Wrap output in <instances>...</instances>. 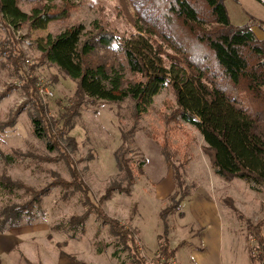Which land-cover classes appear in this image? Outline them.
I'll return each instance as SVG.
<instances>
[{
	"label": "trees",
	"instance_id": "trees-1",
	"mask_svg": "<svg viewBox=\"0 0 264 264\" xmlns=\"http://www.w3.org/2000/svg\"><path fill=\"white\" fill-rule=\"evenodd\" d=\"M77 1L80 3V0H0V22L9 35L6 41H0V63L11 68L15 79L0 92V103L12 91L21 90L25 96L8 122H0V139L9 128L14 129L20 114L26 112L34 137L45 144L49 153L58 154L43 160H64L72 178L71 182H66L57 176L58 182L35 191L8 174V169L24 163L32 155L21 149L13 153L0 149V163L4 167L0 171V233L20 228L25 223L31 225L41 214L43 197L54 187H61L64 193L72 189L70 195L81 194L85 211L66 222L64 230L55 227L58 232L79 240L85 235L90 218L95 216L119 240L114 243V258L119 259L121 252H128L127 264H148L139 246L140 231L110 217L104 209L115 193L131 196L136 176L145 174V161L134 171L131 161L125 158L137 128L122 133V146L116 153L124 180L112 183L98 201L92 199L84 174L71 157V153L78 150V142L70 134L86 100L120 103L130 98L138 121L148 111L147 104L163 89L171 87L176 107L163 117L168 130L156 138L168 168L173 171L176 186L172 206L161 213L164 236L159 237L157 252L159 258L170 261L176 251L169 246L168 216L173 211H181V203L190 193L184 178L187 160L177 164L180 151L174 145V134L185 132L186 125L195 128L203 137L201 150L216 176L229 183L240 179L259 192L264 187V40L258 39L253 30L257 27L264 32V21L253 18L245 26L233 25L225 4L227 0H119L134 11L136 36L123 43L101 26L87 32L85 26L79 24L67 28L40 48L44 62L56 66L77 83L71 104L55 118L46 96L39 92L38 78L24 70V53L17 48L13 32L24 24L45 27L52 21L68 19L78 6ZM255 1L264 6V0ZM22 3L32 5L29 13L21 9ZM116 44L124 54L128 70L140 76V80L127 82L122 65L113 66L101 60L99 52L110 50ZM30 71L34 72L35 68ZM113 90H118L122 96L115 95ZM18 190H23L30 198L18 203L22 199ZM15 200L18 202L14 203ZM227 202L233 206V199ZM132 213L134 217L138 215L137 205L133 206ZM262 230L260 222L254 229V237L264 252ZM109 246L99 245L97 253L104 254ZM259 257L257 260L263 259L264 263V253Z\"/></svg>",
	"mask_w": 264,
	"mask_h": 264
},
{
	"label": "rangeland",
	"instance_id": "rangeland-1",
	"mask_svg": "<svg viewBox=\"0 0 264 264\" xmlns=\"http://www.w3.org/2000/svg\"><path fill=\"white\" fill-rule=\"evenodd\" d=\"M79 2L77 1L78 6L68 19L52 21L45 27L39 25L30 27L24 24L13 32L18 42L17 48L24 53V70L31 77L41 80L53 94L52 97L46 96V102L49 104L51 115L55 118L71 104L77 83L56 66L44 62L40 48L46 47L51 38L67 28L79 24L84 25L87 32L92 31L97 25L101 26L123 43L138 33L134 11L127 3L119 0ZM225 4L230 21L235 26H245L253 18L264 21V6L255 0H227ZM31 7L29 3L21 4V9L27 13L31 11ZM253 29L258 39L264 40V32L257 27ZM8 36V31L0 22V41H6ZM167 52L174 54L170 50ZM4 53L3 55L7 56L9 51ZM98 55L103 62L110 65H122L127 82L141 79L128 70L124 54L117 44L110 50H101ZM31 68H35V71L31 72ZM14 81L11 68L0 63V92L6 90ZM113 93L122 96L118 90H113ZM24 100L25 96L21 90L12 91L10 96L0 103V122L7 123L8 117L19 109ZM134 105L130 98L120 103L86 100L80 116L75 120L76 127L70 134L78 142V150L75 154L71 153V157L83 172L84 179L91 189L92 199L98 201L112 183L124 180L118 168L116 153L122 146V133L137 128L134 137L130 139V147L125 158L131 161L130 166L134 171L145 161V174L136 176L137 181L132 187L131 196L115 193L111 200L105 203L104 209L110 217L116 218L125 226L141 231L139 246L144 247V250H141L142 255L150 263L159 259L156 253L159 248V237L164 236V220L161 213L173 204L171 197L166 199L163 198L164 195L160 196L159 189L171 180L172 172L162 156L156 138L159 137V133L168 130L163 117L170 115L175 109L176 99L171 87L163 89L147 104L148 111L144 112L138 121L135 119ZM172 137L174 145L180 151L181 159L177 156V164H180L181 160H187L184 178L192 196L204 191L214 196L216 198L214 201L220 205L219 215L223 221L225 219L227 231L234 236L238 245L240 244L244 257L243 264H264L263 259L258 261V257L264 252L254 237V229L260 222L264 234V187H261L262 191L259 192L240 179L228 183L216 176L209 159L201 150L203 137L195 128L186 125L185 132L181 131ZM0 149L4 153H13L21 149L32 155L26 158L24 163L8 169V174L13 180L35 191L39 192L53 182H58L57 176L66 182L72 181L64 160L59 162L43 160L46 156L55 158L58 154L49 153L45 144L34 137L30 117L26 112L20 114L14 129L9 128L4 138L0 139ZM3 169V164L0 163V171ZM123 184L126 185V182ZM17 192L22 199H19V202L15 200L14 203L26 202L30 198L23 190ZM71 192L72 189L64 193L61 187H54L43 197L41 214L31 225L25 223L20 228L0 233V264H127L129 253L121 252L119 259L114 258L113 253L116 251L114 243H118L119 240L113 237L110 228L103 227L95 216L90 218L86 233L79 240L57 231L55 227L58 226L60 231L64 230L66 222L85 211L81 203V194L70 195ZM168 192L173 195L175 190L173 188ZM228 198L233 199L232 207L227 202ZM136 202L140 203L141 215L134 217L132 209L134 205L138 206ZM185 202L181 208L186 214L185 220H180L179 213L173 211L168 216L169 230L180 233L183 239L200 246V240L195 237L200 230V224L196 222L192 206ZM65 242L67 244L63 247ZM107 244L110 245L109 248L104 254L99 255L98 246Z\"/></svg>",
	"mask_w": 264,
	"mask_h": 264
},
{
	"label": "crops",
	"instance_id": "crops-1",
	"mask_svg": "<svg viewBox=\"0 0 264 264\" xmlns=\"http://www.w3.org/2000/svg\"><path fill=\"white\" fill-rule=\"evenodd\" d=\"M171 172V180L165 185H162L159 189L160 196L164 195L163 198L166 199L170 197L172 198L176 194L173 171L171 170ZM173 188L175 192L171 195L172 193H169L168 191L173 190ZM214 200H216V198L206 191L200 192L197 196H192L190 192L189 196L184 199V201H186L185 204H190L192 206L196 222L200 224V230L198 234H195V237H198L200 240V246L196 245L194 242H189L183 239L180 233H177L174 230L170 231L168 237L169 246L171 250L176 251L174 260L178 264H243L244 257L240 250V244L238 245L234 236L227 231L228 229L226 228L225 219L223 221L219 215L220 205ZM183 202L181 203V208ZM136 203L138 204L139 210L137 216H139V214L141 215L140 203ZM178 213L179 219L182 221L185 220L186 214L182 212V210ZM192 232L193 230L190 231L191 234ZM159 248L157 252L159 251ZM141 250L143 251L144 247H142Z\"/></svg>",
	"mask_w": 264,
	"mask_h": 264
},
{
	"label": "built area",
	"instance_id": "built-area-1",
	"mask_svg": "<svg viewBox=\"0 0 264 264\" xmlns=\"http://www.w3.org/2000/svg\"><path fill=\"white\" fill-rule=\"evenodd\" d=\"M29 63V61H28ZM39 92L42 96H53V94L48 90V88L45 87L44 83L39 80L38 82ZM148 264H178L174 259H171L170 261H165L163 258H159L155 262H150Z\"/></svg>",
	"mask_w": 264,
	"mask_h": 264
}]
</instances>
